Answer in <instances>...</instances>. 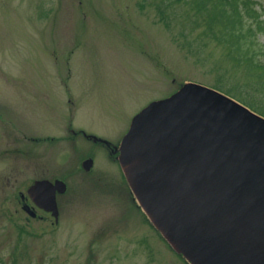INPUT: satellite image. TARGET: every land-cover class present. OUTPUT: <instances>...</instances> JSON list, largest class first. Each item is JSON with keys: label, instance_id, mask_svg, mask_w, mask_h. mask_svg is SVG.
I'll list each match as a JSON object with an SVG mask.
<instances>
[{"label": "rangeland", "instance_id": "374dc122", "mask_svg": "<svg viewBox=\"0 0 264 264\" xmlns=\"http://www.w3.org/2000/svg\"><path fill=\"white\" fill-rule=\"evenodd\" d=\"M152 1L0 0V264L180 263L119 164L68 131L114 147L135 113L184 83L228 88L245 80L221 46L191 52L177 28L158 21ZM258 39L264 47V34ZM38 92L48 111L30 100ZM25 132L55 139L33 144ZM44 175L67 183L57 222L25 198Z\"/></svg>", "mask_w": 264, "mask_h": 264}, {"label": "water", "instance_id": "95a60500", "mask_svg": "<svg viewBox=\"0 0 264 264\" xmlns=\"http://www.w3.org/2000/svg\"><path fill=\"white\" fill-rule=\"evenodd\" d=\"M116 150L138 204L191 264H264V116L189 81L140 109ZM65 189L40 180L28 193L57 220Z\"/></svg>", "mask_w": 264, "mask_h": 264}, {"label": "trees", "instance_id": "16d2710c", "mask_svg": "<svg viewBox=\"0 0 264 264\" xmlns=\"http://www.w3.org/2000/svg\"><path fill=\"white\" fill-rule=\"evenodd\" d=\"M158 21L177 28L191 52L199 54L209 43L221 46L233 67L246 78L218 89L264 115V3L261 0H153ZM217 88V87H216ZM222 88V89H221Z\"/></svg>", "mask_w": 264, "mask_h": 264}, {"label": "flooded vegetation", "instance_id": "af4514ba", "mask_svg": "<svg viewBox=\"0 0 264 264\" xmlns=\"http://www.w3.org/2000/svg\"><path fill=\"white\" fill-rule=\"evenodd\" d=\"M50 99H52V98H50ZM30 100L33 101L34 103H39V105H41L42 109H45V110L48 109V106L47 105L49 103L47 105H44V103L42 102V100H44L43 99V95L41 96V94L39 92L37 93V96H33V97L30 96ZM43 106H45L46 108H43ZM46 115H48V113ZM68 131L70 132V135H71L69 138H71L72 136L76 135L77 132L79 131L81 133V135H83L86 139L92 141V143H94L96 145H99V146L103 147L107 151V154L110 155L111 159L112 160H115L117 162V159H116V156H117V153H118V151L116 150L117 145H114V147H110L111 146V143L107 139H104L103 137H100V136H96L94 134L86 133L83 130H75V131H73V128L70 127V126H68ZM23 136H24V138L26 140H29L33 144H38L40 142H47L50 145L54 141V139H55L53 133H51V132H45V133H39V132L28 133V132H25ZM87 155L92 157V153L87 154ZM57 178L62 179V180L65 181V178H63V177L62 178L55 177V176H53V177L50 176L49 177V176L44 175V176H41V177H37L36 179H34L32 181V183H34L35 181H38V180L54 181ZM62 194L63 193L57 192L56 193V199H57V196L62 195ZM21 197L24 198L23 195H21ZM29 197L31 198V200L33 201V203H35L37 206L39 205L27 193V197H25V198L26 199L27 198L30 199ZM40 209H42V208H40ZM48 213L50 214V212H48ZM177 257L179 258V262H180L179 264H190L182 255L178 254Z\"/></svg>", "mask_w": 264, "mask_h": 264}]
</instances>
